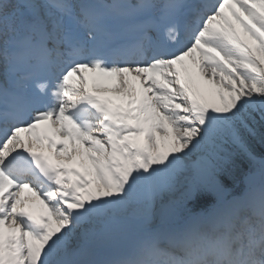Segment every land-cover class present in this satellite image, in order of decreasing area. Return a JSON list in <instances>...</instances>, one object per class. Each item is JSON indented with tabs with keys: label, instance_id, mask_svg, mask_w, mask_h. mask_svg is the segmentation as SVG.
Returning a JSON list of instances; mask_svg holds the SVG:
<instances>
[{
	"label": "snow or ice",
	"instance_id": "obj_1",
	"mask_svg": "<svg viewBox=\"0 0 264 264\" xmlns=\"http://www.w3.org/2000/svg\"><path fill=\"white\" fill-rule=\"evenodd\" d=\"M253 140L264 0H0V264H264Z\"/></svg>",
	"mask_w": 264,
	"mask_h": 264
},
{
	"label": "bare ground",
	"instance_id": "obj_2",
	"mask_svg": "<svg viewBox=\"0 0 264 264\" xmlns=\"http://www.w3.org/2000/svg\"><path fill=\"white\" fill-rule=\"evenodd\" d=\"M240 32L242 34V29H240ZM186 63H188L191 66V61L190 59L186 58ZM131 78V77H130ZM115 80V78H113ZM101 95H109V96H113L111 93H101ZM71 147V144L69 145ZM47 153L54 155L55 150L54 149H44ZM49 150V152L47 151ZM75 162V161H74ZM73 162V164H74ZM75 166V164H74ZM25 198H28L30 200V204H29V210L32 211L34 214H41L46 212V209L44 208V206L40 203L39 199L34 196L32 193L28 192L27 190L24 191V193L22 194Z\"/></svg>",
	"mask_w": 264,
	"mask_h": 264
},
{
	"label": "trees",
	"instance_id": "obj_3",
	"mask_svg": "<svg viewBox=\"0 0 264 264\" xmlns=\"http://www.w3.org/2000/svg\"><path fill=\"white\" fill-rule=\"evenodd\" d=\"M252 147L258 156H264V144L259 143L258 140H253Z\"/></svg>",
	"mask_w": 264,
	"mask_h": 264
},
{
	"label": "rangeland",
	"instance_id": "obj_4",
	"mask_svg": "<svg viewBox=\"0 0 264 264\" xmlns=\"http://www.w3.org/2000/svg\"><path fill=\"white\" fill-rule=\"evenodd\" d=\"M238 27V31H240V29H239V26H237ZM114 82H115V80H114ZM113 96H115V94H113V93H111ZM48 152H49V150H47ZM74 164H75V162H74Z\"/></svg>",
	"mask_w": 264,
	"mask_h": 264
}]
</instances>
